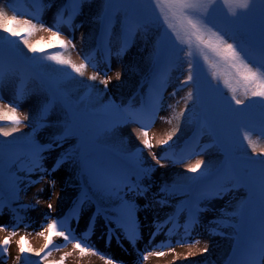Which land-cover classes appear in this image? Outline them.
Listing matches in <instances>:
<instances>
[{
	"label": "rangeland",
	"instance_id": "374dc122",
	"mask_svg": "<svg viewBox=\"0 0 264 264\" xmlns=\"http://www.w3.org/2000/svg\"><path fill=\"white\" fill-rule=\"evenodd\" d=\"M21 1L24 10L19 13L17 12V14L22 18L33 19V23H37L38 25L37 30L34 31V36L31 37V41L37 38H42L43 40L50 39L51 32L47 29L57 30L54 25L59 13L57 10L60 8L63 0H39V2L36 0L38 7H42L40 11H35L30 1ZM137 1L133 0L132 2ZM138 3L140 4L135 11L137 15L128 18L127 21H120L118 17L113 20L109 18L112 31H107L105 37L110 38L111 52H106L105 48L102 47L105 38L104 31L102 33L101 47H96L99 50L92 51L93 48H91V35L97 28L96 19L100 9L96 0L90 3L85 0L80 14L74 17L71 25L61 24L58 29L61 32L62 39H72L75 47L69 46V49L72 52V58L76 62V65L82 62L88 63L89 66L85 71L86 78L96 70L101 73L106 71L107 77L112 78L107 89L99 81H95L97 86L106 91V97L111 102L110 107H112L114 117L107 119V122H109L108 126L111 128L108 131H114L127 138L130 144L129 148L135 149L133 155L139 161L137 165L140 168L152 169L148 177L140 181L141 187L145 189L143 194L127 192V190H125L124 194V199L136 206L135 224L138 238L135 242H131L126 238L122 229L116 228L115 218L121 212V202L115 197L109 198L100 195L93 177L88 171L89 167L101 173L109 169L103 166L90 165L89 163L78 164L75 162L72 164L70 160H66L55 171H52L57 161L63 157L62 151L64 149L60 148L67 147L66 145L71 143H73L71 146L79 148L84 143L78 138L76 133H72L63 141L62 147L47 150L43 153L44 159L42 160V165L49 173L45 174L44 180H38L39 175H41L39 172L27 173L21 170V168H27L30 165V158H28L21 162L18 168L20 172L17 171L18 169L16 170L19 176L16 177L15 175V178H13L12 182L14 184H7L3 188V191L9 195L8 197H4L0 194V205H2L0 206V224L7 226L5 231H0V264H17V257L24 256L21 255L18 247L21 237L26 238L31 248L39 251L46 241L44 237L37 235V233L43 230V227H46L47 223L52 219L60 221L68 216L82 193H89L91 190H94L103 210H106L108 207V212L114 216L111 224L113 229L111 242L108 241L109 225L105 222V216L103 217L102 214L96 216L94 221L95 227L91 230V234L87 232L93 210L92 206L90 207L91 204L86 202L81 207L79 223L73 218L69 221V228L75 229L77 237H83L87 232L88 238L84 242L90 245L97 252V255L88 253L82 256L79 250L74 249V240L72 243H69L64 241L62 237L53 236V243L44 253H41V257H43L48 251L51 252V255L46 260L50 264L51 262H59L61 257H65L64 264H105L106 259H113L118 264H222L224 262L223 259L229 257L230 264H247V260L255 249L253 247L252 234L264 236V211L261 208L255 209L249 205L246 207L243 214L244 227L242 230V232L244 230L245 232L241 236L242 239L238 241H242V249L236 251V253H232L233 249H231L232 230L227 225L219 222V220L224 218L234 219L230 214L235 207L234 202L237 198L247 197L249 195L248 188L251 185L254 187L256 194L264 196V191L261 188L260 165L247 172L248 168L244 165L242 166L239 158V160H236V163L240 168H244L243 176L231 168V164L228 163L221 172L223 173L221 179L217 178L213 182V188L224 186L229 189L227 193L222 198L203 199L202 196L199 200L198 206L203 208L204 211L198 213V223L193 226L191 230L192 234L188 238L193 240L200 239L201 243L194 248H189L187 245L179 246L175 243L177 239L184 236L182 226L188 219V212H185L186 208L183 206L178 212L172 208L179 200H182L180 196L170 195L169 191L161 192L160 189L164 186L169 188L168 185L178 173L186 172L185 168L188 164L194 163L197 159L207 161L213 156L214 147H219L213 141V137L211 136L213 132L218 134L224 147L236 150V153L238 151L240 154L242 145L247 144L249 146V141L243 139L244 132L251 129L250 139L252 146L256 148V152L253 153L252 147H250L249 154L253 155L264 153V135L261 134L264 129L261 128V124H255L253 121H249L243 117L240 118L226 109L225 102L223 101L225 100L224 97L231 99L232 96L229 87L223 83V79L229 78L228 69L220 64L216 68H210L209 64L205 63L203 56L198 52L196 53L195 48H193V57H188L186 55L189 50L188 45H180L178 42L177 46L182 48L183 51L180 57L177 58L173 46V41L176 39L175 35L171 29L167 28L160 11H156L149 0H140ZM49 4H51L50 7L48 6ZM8 5L13 7V1L4 0V6L7 7ZM226 13L227 9L220 7L215 15L204 18L205 23L213 31L225 29ZM12 14L9 11V15ZM37 14L38 19L35 18ZM191 14L193 16L199 15L198 12H192ZM169 16L171 19V14ZM171 22L176 24L177 30H179V21L171 19ZM249 23L247 20L239 21L229 31V35L234 36L236 41L243 45L245 49L243 54L246 55L247 62L254 66L264 64V52H261L258 45L252 43L250 40ZM40 24L44 25L43 29L39 27ZM126 31H131L133 35L127 44V48L122 49L119 42L122 38H125ZM165 31H170L167 42L169 46L164 53V56L171 59V62L168 64L170 66L169 78L163 86H161V80L160 82H156L155 86H152L151 93L155 92L156 94L151 95L149 88L146 92L148 100L146 105L151 106L155 104V114L151 120L143 119L139 123L136 121L125 123L126 116L123 111L124 109L142 110L145 108L143 103H140L139 95L131 97L135 94L134 89L137 86L143 85V90L149 86L145 80L149 79L148 74L150 71L145 72L140 79L138 78L141 70L145 69L147 56H150L151 52L154 53ZM181 35H183V32H181ZM229 42H233L232 39H229ZM85 57H89V60L86 61ZM12 58L13 55L5 53L4 68L10 74L6 77L3 88L0 89V96H2L0 102L9 103L20 86L23 85L28 95L18 107L22 120L20 128L31 129L32 131L35 128L39 144H50L53 136L58 133H53V130L65 124L60 118L59 113L56 112L60 109V106L56 103L48 106L46 118L41 121L40 113L48 100H46L47 95L42 86L33 80L30 75L26 79L23 77L24 74H20L21 77L19 76L16 64ZM189 59H193L194 64L198 61L201 65L203 78L201 76L199 89H201L203 94L199 96L200 104L208 102L212 113L208 121H203L202 127L193 130V137L185 144L183 142L185 136H180L181 138H179L178 133L184 124L185 110L190 101L187 93L192 89L191 84L182 83L188 74ZM210 60L215 63V57L210 55ZM92 64L96 65V69H93ZM213 71L220 74L221 78L213 79ZM116 72L122 74L119 81L115 79ZM174 74H178L179 78L171 79V76L173 77ZM22 78L25 79L24 83H20ZM232 86L237 88V95L242 97L243 89L240 85L236 84L233 80ZM194 87L197 90L196 85ZM159 91L160 99L162 100L160 103L156 100ZM221 92H224V94ZM245 102L253 104L262 103L259 98L246 99ZM181 111H184V116L176 119ZM23 115H28L29 119L23 120ZM189 115L190 120L194 121L192 110L189 112ZM41 124L43 126H39ZM145 124L150 125L147 131L148 138L153 145L151 149L143 148L134 131V129L143 130ZM177 126L179 130L173 137V140L169 142V145L161 146L159 141L166 139L167 135ZM99 133L97 132L95 135L97 136ZM84 146L89 151L98 153L94 149V143L90 145L84 143ZM188 152H198L200 155H193L190 159H185L180 163H173L169 159H164L161 161V163L165 164L163 168L156 165L155 161L152 160V153L158 157L165 156L166 154L167 156H173L175 154V157L179 158L181 154ZM125 166L128 172L135 171L131 166ZM238 176L243 178L240 183L236 181V177ZM30 180H38V182L29 184ZM52 180H55L54 186L51 184ZM248 180L252 184L248 183ZM83 181H85L83 184L89 186L88 191L81 190ZM37 199L40 200L39 204L36 203ZM48 204H52L51 210H49ZM110 208H113V210H110ZM169 217H173V220L181 226L171 237L168 235V228L172 227L173 224L165 223ZM13 224L16 226L13 227ZM158 228L160 230L153 239L152 234ZM12 231H15L16 235L10 236ZM117 236L120 237L119 241H117ZM246 237L248 239L245 240ZM6 238H10L7 255L3 251V241ZM169 240L172 241L171 248H174V251L170 250L168 246L162 249L158 247L161 243L167 245ZM205 243L208 245V252L201 255L200 252ZM153 250H163L165 255L163 257L149 255L148 259L144 260L143 256ZM189 251L194 252L195 255L185 259ZM26 262V259L20 257L19 264H26ZM30 263L27 262V264Z\"/></svg>",
	"mask_w": 264,
	"mask_h": 264
},
{
	"label": "snow or ice",
	"instance_id": "6c2138e0",
	"mask_svg": "<svg viewBox=\"0 0 264 264\" xmlns=\"http://www.w3.org/2000/svg\"><path fill=\"white\" fill-rule=\"evenodd\" d=\"M39 2V0H37ZM123 2V0H106V5L108 7L105 8V15L107 16L111 11V5ZM85 0H68V4L66 8L70 6V11L65 18L64 11L59 12L56 24L54 27L57 30L47 29L51 32V41L47 44L48 48H53L58 45L60 48L67 50L69 46L75 47L72 39H61V32L58 30L61 24H69L71 25L72 20L75 16L79 15L82 9ZM166 4L167 11H165L164 5ZM49 7L51 4L48 5ZM156 6L160 8V13L163 16V21L167 25L168 29L172 30V33L175 35V41H173V46L175 49V55L177 58L180 57L182 48L177 46V42L180 45L187 44L188 51L186 55L188 57H193L195 51L203 56L205 63L209 64L210 68H216L218 64L225 66L228 69L229 78L223 79V83L225 86L229 87L232 96L231 101L235 103L236 107H232V103L229 101H225L226 109L230 112L240 114L246 108L252 107V105H245L246 99L259 98L260 101L264 102V64L253 65L247 62L246 55L243 54L245 49L242 44H239L234 36L229 35V31L232 30L233 26L237 25L241 20L249 21V33L250 40L252 43H256L261 50L264 52V0H156ZM220 7H224L227 9V13L225 14V29H218L213 31L211 27H208L205 23V17H210L215 15ZM9 11L13 14L9 15ZM17 9L15 7H11L8 5L4 6V0H0V32L6 33L7 36L0 38V51L3 49V45L7 43L12 46L16 43L17 39L20 43L27 48L30 53H37L38 51H42V49H38L33 44L29 43L28 36H30L35 30H37V23H33V19L22 18L17 14ZM192 12H198V16H193ZM169 13H171V19H175L179 21V30H177L176 24L171 22ZM38 19V14L36 17ZM39 27L41 29L44 28L43 24H40ZM183 32V35H181ZM133 33L131 31H126L125 35V44L127 46L128 42L131 39ZM8 37H12L14 39H8ZM229 39H232L233 42H229ZM215 57V63L210 60V55ZM17 59L26 62V61H36V57L33 56L31 58L25 57L22 54H18ZM48 61L54 62L56 65L61 66L62 68H70L71 72L75 73L77 76L84 77L85 71L88 68V63H80L76 65L72 63L70 59L64 58V56L60 54H51L46 57H43ZM85 60L88 61L89 57H85ZM93 69H96V65L92 64ZM59 71V69H57ZM9 72L5 71L3 60L0 58V89L3 88L6 77L9 75ZM65 76H69L68 73H64ZM121 73L116 72L115 79L119 81L121 79ZM202 75V68L199 62H193V59L188 60V74L186 79L182 81L184 84H189L193 81L196 83L197 92L199 93L200 88V80ZM213 79H220L221 76L217 72L213 71L212 73ZM70 78V77H69ZM111 77H107L106 71L101 73L96 70L92 75L88 76V80L90 81H99L101 85L107 89L109 83L111 82ZM235 81L236 84L240 85L243 89L242 97L237 95V88L232 86V81ZM89 90L92 89V85H86ZM28 95L27 91L24 89L23 85L17 90L14 98L7 104L0 102V122H7L11 126L2 127L0 126V137L7 138L13 137L15 133L20 131V125L22 123L21 114L18 112V107L20 103H22L26 96ZM193 93L191 91L188 92V99H191ZM0 100H2V96H0ZM65 106L67 108V120L70 121L64 125V130L61 133H57L53 136L52 142L47 145H41L36 143L34 140H28L26 142L25 148L30 154V165L27 168H21L22 171H26L27 173L39 172L38 180H44L45 174H49L48 170L45 169L42 165V160L44 159L43 153L47 150H53L55 148H59L63 146V141L71 135L75 131V113L72 111V106L67 101L65 102ZM114 107V105H113ZM260 107L264 108V103H261ZM48 111V106L45 105L40 113V120H44L46 118V114ZM125 112V123L127 122H141L143 119L151 120L152 116L155 114V104L151 106H146L142 110H134V109H124ZM184 116V111H181L176 119ZM28 115H23V120H28ZM171 122V121H169ZM39 126H43L42 124ZM149 124H145L143 130H136L137 139L140 140V143L143 145L145 149H151L153 147L152 143L148 138L147 128ZM261 128L264 129V122L261 124ZM35 128L33 129V133H35ZM179 127L177 126L167 135L166 139L159 141L161 146L169 145V142L173 140V137L176 135ZM251 129L244 132L243 139L249 141V146L252 147L253 153L256 152V148L252 146V142L250 139ZM264 135V131L261 133ZM9 144L15 143V141H9ZM4 143L0 142V163H2V154L4 150ZM264 154V153H262ZM193 155H200L198 152H188L186 154H181L179 158L173 156H157L152 153V160L155 161L156 165H159L161 168L165 167V164L161 163L164 159H169L173 163H180L185 159H190ZM73 158V153L66 152L64 156L59 159L56 165L53 167L52 171H55L61 163L65 160H71ZM204 160L197 159L194 163L188 164L185 168V171L188 173H197L200 171L202 166L204 165ZM252 165H260L261 167V188L264 191V160L259 161H249ZM90 175L93 177L94 183L96 185L97 191L100 195L107 196L109 198L115 197L117 200L121 202V212L115 218V225L117 229H122L126 238L131 242H135L138 238L137 227L135 224V212L136 206L124 199L125 190L127 192H136L137 194H143L145 191L144 188L141 187L140 181L144 178H147L151 168H141L139 171L128 172L119 169H111L106 170L103 173L98 170H94L91 167L88 168ZM205 173L201 172V176ZM189 179L198 180L199 177L192 176ZM38 180H30L29 184H35ZM242 177H236L237 183L242 182ZM51 184L55 185V180L51 181ZM229 189L224 186H217L203 195V199H211V198H222L224 194L227 193ZM161 192H167L168 187L164 186L160 189ZM90 197L88 193H82L80 199L74 205L73 209L64 219L57 221L56 219H52L47 223L46 227H43V230L39 231L37 235L44 237L46 243L39 250H33L25 237H21L18 242V247L21 255L25 253H30L34 256L40 257L41 253H44L46 249L53 243V236L62 237L64 241L72 243L74 249L79 250L81 255H86L91 253L92 255H97V252L84 241L88 238V233L86 232L83 237H77L75 235V229L69 228V221L73 218L77 220L79 223V214L83 204L88 202ZM37 204L40 203V200L37 199ZM2 206V205H0ZM49 210L52 209V204H48ZM204 211L203 208L198 205H192L188 210V219L186 223L182 226L184 231V236L180 239H177L175 243L179 246L187 245L189 248H194L201 243L200 239H189L191 236L192 228L194 225L198 223V213ZM99 209L97 210V213ZM97 213L93 214L89 222V230L95 227L94 221ZM105 220L108 227V241L111 242L113 229L111 227L112 219L110 217L105 216ZM165 223H172L173 226L168 228V235L171 237L178 230L180 225L174 222L173 217H169ZM16 225L13 224V227ZM6 225L0 224V231L6 230ZM159 228L156 232H153L152 238L159 232ZM47 234V235H46ZM16 235L15 231L10 233V236ZM120 237L117 236V241H119ZM151 243V241H150ZM10 244V238H6L3 241V251L4 254L7 255L8 245ZM172 241L169 240L168 244L165 245L161 243L158 247L161 249L168 246L170 250L174 251V248H171ZM59 250V248H57ZM208 252V245L205 243L204 247L201 249L200 254H206ZM51 255V252L48 251L46 255L42 257L39 264H44V261L48 259V256ZM68 255V254H66ZM149 255H154L157 257H163L165 252L161 251H149L147 255L143 256L144 260H147ZM195 253L189 251L185 259L194 256ZM103 259V257H101ZM65 257H61L59 262H51V264H64ZM20 257H17V264H19ZM27 264V262H26ZM105 264H118L117 261L113 259H106ZM247 264H264V236L261 238V242L258 246L255 247L253 252L251 253L249 259L247 260Z\"/></svg>",
	"mask_w": 264,
	"mask_h": 264
},
{
	"label": "trees",
	"instance_id": "16d2710c",
	"mask_svg": "<svg viewBox=\"0 0 264 264\" xmlns=\"http://www.w3.org/2000/svg\"><path fill=\"white\" fill-rule=\"evenodd\" d=\"M94 0H87L88 3L93 2ZM99 4V11L97 13V23L99 22V18L101 16V14L105 11V8L108 7L106 5V0H96ZM96 23V25H97ZM98 28V27H97ZM97 32V29H95V32L92 33L91 37H92V42H91V46L93 45L94 42V36ZM7 34L0 32V38L6 37ZM34 36V32L28 36V40L29 43L33 44L34 46H36L38 49H42V51H38L37 53H30L28 52L27 48L24 47V45L22 43L19 42V40L16 41V43L14 45H12V47L14 48V50L16 52H18L19 54H22L25 57H29L31 58L32 56H36L39 54H42V52L47 51L49 49H53V48H58L59 46L56 45L53 48H48L47 44L49 43V41H51L52 38L48 39V40H43L42 38H37L33 41H31V37ZM8 39H13L12 37H8ZM63 40V39H62ZM4 45H8L7 43H5ZM62 56H64V58L70 59L72 61V63L76 64V62L73 60L72 58V52H70L69 47L67 48V50L64 49V51L60 54ZM155 63V57L153 56V53L151 52L150 56H147V61L145 63L144 66V70H141L140 72V76L138 79L141 78V76L147 72L152 70V66ZM25 65H28L29 62L26 61L24 62ZM34 68L39 72V74L41 76H48V78L50 79H54V77L56 76H63L65 77V80L63 81V83L59 86L60 90L59 92L65 97V99L67 100V102L69 104H71L72 106V110L74 111H81V112H88V111H94V112H99L104 110L105 108H107L111 102L110 99H108L106 97V91L104 89H101L99 86H97L95 84V82L88 80V78L85 77H80L75 75L73 72H71L70 68H62L59 65H56L54 62L52 61H48V60H44L42 63H37L35 64ZM57 69H59V71H57ZM64 73H68L69 76H65ZM70 77V78H69ZM173 78L177 79L179 78L178 74H174ZM192 84H194V81L191 82ZM86 85H92V89L89 91L90 93L88 94V96H86L85 98H82V93L83 91L89 89L88 87H86ZM193 93L192 98L190 99V101L188 102V107L185 110V119H184V124L181 127V129L179 130V138L184 137L188 130L192 127V120H190V115L189 112H193V118L195 116H197L199 109L197 107V93L195 91V88L192 86V89L190 90ZM224 94V92H221ZM188 96V93H187ZM225 101H229L232 103V107L235 108L236 105L234 102L231 101V99L229 98H225ZM246 104V103H245ZM57 113H59L60 118L62 119V121L65 123V120L67 118V114L64 115L63 111L61 110V108L59 110L56 111ZM244 112H249V108H246L244 110ZM194 120V119H193ZM64 125L62 124L60 126H58V128L53 130V133H57L60 129H64ZM11 126L10 124L7 126H2V127H9ZM100 132L99 134H97V136L95 135V133ZM181 136V137H180ZM38 138L36 137V132L33 133V131L31 129H22L20 128V131L18 133H15L13 137H9L7 138V141L5 140V138L0 137V142L4 143V150H3V154H2V163H4L3 161V157L6 156L5 155V151H8L12 148H14V146H24L25 142H27L28 140H37ZM84 143H89L90 140L95 139L96 141V145L101 146V148L107 149L109 151L112 152V150H116V151H120V152H124L126 154H128L131 150L130 144L128 143L127 138L117 134L116 132L112 131V132H108L105 131L103 129H99L98 127H88L85 129V131L83 132V135L80 138ZM9 141H15V143L9 144ZM84 143H82L80 146H84ZM73 144V143H72ZM72 144H69L67 146L66 149H64L63 152H72L73 153V160L72 162L74 163L75 161V150H77L78 148H76V146H71ZM79 146V147H80ZM95 149V148H94ZM250 146L246 145L245 147H242V150H244L245 154H249L250 152ZM100 151V150H99ZM98 151V152H99ZM213 156L210 157L209 160L204 161V165L202 166V168L200 169V171H198L197 173L193 174V173H188V172H184V173H178V175H176L174 177V179H172V181L170 182L172 185L175 186H188L189 184H196L200 181H206L212 174V171L217 167V165L219 164V152L214 149L213 150ZM92 154H96L97 152L94 151H90V153H88V156L92 155ZM262 157H264L263 155H260ZM12 168L9 167L8 170H11ZM201 172H204L205 174L203 176H201ZM192 176H197L199 177L198 180H192L189 179ZM241 199H237L235 202V206L240 202ZM33 249V248H32ZM34 250V249H33ZM37 251V250H35ZM23 259H26L28 262H30L33 258L34 255L30 254V253H25L24 256H20ZM49 262H44V264H48Z\"/></svg>",
	"mask_w": 264,
	"mask_h": 264
}]
</instances>
